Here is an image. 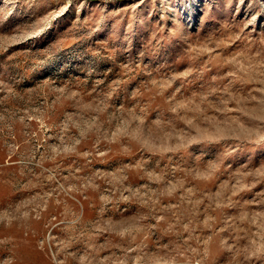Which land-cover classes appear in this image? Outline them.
<instances>
[{
  "label": "rangeland",
  "instance_id": "1",
  "mask_svg": "<svg viewBox=\"0 0 264 264\" xmlns=\"http://www.w3.org/2000/svg\"><path fill=\"white\" fill-rule=\"evenodd\" d=\"M0 264H264V0H0Z\"/></svg>",
  "mask_w": 264,
  "mask_h": 264
}]
</instances>
